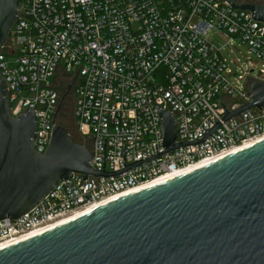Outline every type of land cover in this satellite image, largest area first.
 <instances>
[{"label": "built area", "instance_id": "1", "mask_svg": "<svg viewBox=\"0 0 264 264\" xmlns=\"http://www.w3.org/2000/svg\"><path fill=\"white\" fill-rule=\"evenodd\" d=\"M17 12L0 49L10 115L35 112L34 148L44 153L64 85L74 95L78 136L91 142V152L94 136L95 171L102 172L103 154L104 172H113L164 151L160 111L174 117L176 143L198 140L223 117V107L250 102V82L264 83V24L226 0H19ZM234 44L254 58L239 73L223 53ZM261 139L264 107L120 175L73 174L30 212L0 221V243Z\"/></svg>", "mask_w": 264, "mask_h": 264}, {"label": "water", "instance_id": "2", "mask_svg": "<svg viewBox=\"0 0 264 264\" xmlns=\"http://www.w3.org/2000/svg\"><path fill=\"white\" fill-rule=\"evenodd\" d=\"M226 1L264 24V4ZM18 3L0 0V49L19 17ZM249 89L250 102L234 111L223 107V117L198 140L176 143L174 117L160 111L164 151L123 162L113 172H104L103 154L99 172L89 164L94 136L92 152L74 142L56 124L58 110L48 147L37 153L36 114L28 109L13 118L0 78V221L30 212L73 174L116 176L163 152L201 143L220 123L264 107V83L252 81ZM0 264H264V141L1 251Z\"/></svg>", "mask_w": 264, "mask_h": 264}, {"label": "bare ground", "instance_id": "3", "mask_svg": "<svg viewBox=\"0 0 264 264\" xmlns=\"http://www.w3.org/2000/svg\"><path fill=\"white\" fill-rule=\"evenodd\" d=\"M264 141L263 139H261L260 141H256L254 143H251V144H247V145H244L238 149H235L234 151H231L229 153H226L220 157H217V158H214L212 160H209L208 162H206L205 164L204 163H201V164H197L196 166L192 167V168H189V169H186V170H181V171H177V172H174V173H167L166 175H161L159 177H156V178H153L152 180H150L146 185L144 186H141L139 188H135L133 190H130V191H127V192H124L120 195H117V196H114V197H111V198H108V199H104L103 201L99 202V203H96L84 210H81L79 212H76L70 216H67V217H64V218H61V219H58L50 224H48L46 227L44 228H41V229H38V230H35L31 233H29L28 235H23V236H20V237H17V238H13L11 240H6V241H3L0 243V252L1 251H4L8 248H11V247H14V246H18L20 244H23L25 242H28L34 238H37V237H40L44 234H47V233H50L52 232L53 230H56L60 227H63L65 225H68V224H71L85 216H88L90 214H92L93 212L95 211H98L122 198H125V197H128L132 194H136L140 191H143V190H146V189H149V188H152L154 186H158V185H161V184H165V183H168L172 180H175L183 175H186L196 169H199V168H202L204 166H207V165H210L212 163H215V162H218V161H221L229 156H232L238 152H241L245 149H248L260 142Z\"/></svg>", "mask_w": 264, "mask_h": 264}, {"label": "rangeland", "instance_id": "4", "mask_svg": "<svg viewBox=\"0 0 264 264\" xmlns=\"http://www.w3.org/2000/svg\"><path fill=\"white\" fill-rule=\"evenodd\" d=\"M221 45H224V43H222V41H219ZM231 50L233 51V53H231ZM224 55L227 57V60L230 62V60H233L235 63H230V67L232 69L233 72H237L239 73L240 70H246L248 64H247V59L248 58H252L250 57L246 50L242 47H238L236 44H234V46H225V51H223ZM255 62V60H254ZM254 65L256 66V70L254 71L253 75H257L259 73L260 70V65H257V63L255 62ZM234 81V80H232ZM65 86H61L62 89V93H61V99H64V93L67 95L69 93H66V91L64 90ZM71 92V91H70ZM71 98V114L69 115V119L71 120V124H70V120H68V122L64 121L65 126L67 127L68 130L74 131L75 130V126L76 123L75 120L73 121V107H74V95L71 93L70 95ZM76 133L77 132V128H76Z\"/></svg>", "mask_w": 264, "mask_h": 264}, {"label": "trees", "instance_id": "5", "mask_svg": "<svg viewBox=\"0 0 264 264\" xmlns=\"http://www.w3.org/2000/svg\"><path fill=\"white\" fill-rule=\"evenodd\" d=\"M253 3H258V2H253ZM64 90L66 91V88H64ZM60 92L62 93V89H60ZM60 93V95H61ZM69 94H63L64 95V99L61 100L60 103V107L58 110V113L56 115L55 118V122L57 125L63 127L66 131V133H68L71 136V139L79 144H84L87 149L91 150V142L90 141H83L78 134L76 133V128L74 131H71L67 129V127L64 124V121L68 122L69 119V115L71 114V98L70 95L72 92H67ZM73 113V110H72ZM74 121V118H73ZM75 123V122H74ZM70 124H71V120H70ZM76 127V126H75Z\"/></svg>", "mask_w": 264, "mask_h": 264}]
</instances>
